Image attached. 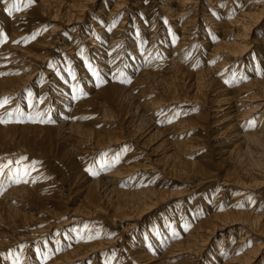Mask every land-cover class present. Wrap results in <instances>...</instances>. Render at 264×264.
Wrapping results in <instances>:
<instances>
[{
  "label": "bare ground",
  "instance_id": "1",
  "mask_svg": "<svg viewBox=\"0 0 264 264\" xmlns=\"http://www.w3.org/2000/svg\"><path fill=\"white\" fill-rule=\"evenodd\" d=\"M98 1L35 0L25 8L22 0L20 10L9 14L12 0H0V98H11L0 115L15 109L17 91L36 78L42 88L48 79L54 83V101L46 111H53L49 123L25 119L0 125V163L8 165L3 173L9 182L0 196L3 221L10 226L31 221L37 211L32 204L46 209L51 194L44 190L58 180H48L45 164L31 168V158L25 157L32 150L27 138L48 141L47 146L69 141L65 154L84 161L82 168L87 155L132 142L100 155L94 164L102 171L80 194L74 185L82 168L73 175V185L53 188L60 205L73 193L81 195L72 210L77 217L58 224L75 222L55 233L53 241H58L38 240L33 247L32 242L14 261L0 264H84L95 251L112 246L118 250L111 264L119 262L118 256L127 264H264V0H161L157 8L153 0H102L95 10ZM133 11L130 29L126 22ZM59 12L77 23L88 17L89 24L72 28L69 43L61 35L59 49L67 53L59 74L46 68L39 75L40 64L50 55L42 49L56 43L54 37L45 40L50 31L23 48L10 41L22 28L28 30ZM22 98L20 109L34 104ZM184 102L191 104V111L184 113V106L177 105ZM124 104L133 109L121 110ZM96 114L120 124L96 128ZM213 135L222 138L211 143L213 150L207 147L206 153L192 157ZM15 161L20 163L10 167ZM58 178L61 182L66 177ZM182 182L189 185L171 189ZM11 192L27 199L22 198L26 203L15 212L3 204ZM224 195L227 203L222 202ZM177 198H182L179 206L171 204L130 236L121 235L129 224L112 239L90 236L92 219L105 216L112 225L115 219L139 220L148 209ZM230 226L229 234L222 235ZM220 233L219 240L211 241ZM29 251L34 253L31 260ZM106 262V257L100 261Z\"/></svg>",
  "mask_w": 264,
  "mask_h": 264
},
{
  "label": "rangeland",
  "instance_id": "2",
  "mask_svg": "<svg viewBox=\"0 0 264 264\" xmlns=\"http://www.w3.org/2000/svg\"><path fill=\"white\" fill-rule=\"evenodd\" d=\"M35 1V0H34ZM102 0H99L98 1V4L96 5V9L95 10H98L100 8V2ZM26 2V0H25ZM160 2H163L161 0H153V8H157V4L160 3ZM11 4V3H10ZM9 6H7L8 8ZM133 8V7H132ZM135 9V7H134ZM237 9V8H236ZM234 9V15L235 13H237V10ZM132 11V10H131ZM8 12V11H7ZM59 16L58 17H55V18H45L44 21H41V22H38L37 24L35 25H32L33 27L31 28H28V30H26L25 28H22V30L20 31V33L16 36V38L13 40V41H10V36H9V33L6 34L5 38L7 41H10L12 42L11 45L13 46H17V47H25V46H29V44L34 41L35 39H37L38 37H43V35L46 34V32L50 31L45 37V40L49 41L51 39H55L56 43L54 44H50V45H46L43 49H42V52L41 53H45V52H48L50 53V55H48V57L44 60V62H42L40 64V68H39V71L37 72L39 75H43V70H47L49 69V71L53 72V73H58V71H60L61 67H63L64 63L66 62L65 61V54L67 53V51H65V49H59V44H61L63 41V39H61V35H62V38L64 37L65 39H68V43L71 42L70 40V35L68 36L67 34H72L70 33V30L74 27L77 28V25L78 24H83L84 26L89 24V18L86 17V18H83L81 20L80 23H77V22H74V20H67V18L65 17V15H63L62 12H59ZM133 13V14H132ZM134 13L135 11L131 12L129 15L130 17H128L127 19V22H126V26H128V28L130 29H133V23L135 21L134 19ZM68 17V16H67ZM64 18V19H63ZM202 18V13L201 11L198 13V19L201 20ZM62 20V21H61ZM119 18H116V25L119 23ZM220 20V19H219ZM68 22V24H67ZM59 25V26H58ZM164 24H162V27H159L157 29L158 33L160 32V30L164 29L163 28ZM24 29V30H23ZM23 32V33H22ZM72 32V31H71ZM66 34V35H65ZM35 35V39H31V37ZM73 35V34H72ZM78 37V36H77ZM9 39V40H8ZM6 41V42H7ZM77 41H72V43H76ZM254 45V44H253ZM51 46V47H50ZM78 48L79 49H82L81 47V43H79L78 45ZM45 49V50H44ZM53 49V50H52ZM123 49V47H122ZM125 49H128V47L126 46L124 48ZM205 53V51L203 52ZM207 54V52H206ZM200 55H204V54H200ZM198 56V59L201 58V56ZM207 55H205V58H206ZM236 64H237V61L236 63L233 64V68L236 67ZM55 65V66H54ZM54 66V67H53ZM43 68V69H42ZM47 68V69H46ZM52 69V70H51ZM56 69V70H55ZM54 70V71H53ZM39 75L37 77H39ZM52 75V74H51ZM50 74L48 75L49 77L51 76ZM45 76V75H44ZM46 76V77H48ZM79 79V78H78ZM44 80V79H42ZM46 86L42 88V84L39 85V82H38V79L36 78V80L30 85V86H27L26 88H23L21 89L20 91H17V95L15 96V98H18L17 102H16V107L18 106V104L20 105V101L23 100L22 97L25 98V96L27 98H31L33 101H34V104L35 107L34 108H31V109H26V106L25 108L21 109V111H23L25 113V116L27 115H30V114H34L36 112H42V113H46V116L44 117L45 121H49L50 118L52 117V112L53 111H49V113H47V109H48V105L49 104H52V102L54 101L53 99V96H51L52 94V89L53 86H54V83L53 81H50V79H48L46 82H45ZM41 87V89H40ZM39 89V90H38ZM36 90V91H34ZM38 90V91H37ZM41 90V91H40ZM22 91V92H21ZM19 94V95H18ZM29 94V95H28ZM38 96H37V95ZM22 95V96H21ZM50 95V97H48ZM40 96V98H39ZM46 96V97H45ZM48 97V98H47ZM52 98V100H51ZM41 99V100H40ZM46 99V101H45ZM11 101V100H10ZM9 101V102H10ZM44 105L41 109H39L40 107V104L41 102H44ZM49 102V103H48ZM47 104V105H46ZM125 106H123L121 110L125 111V110H128V109H133L132 107L129 106H126L127 104H124ZM179 106H184L183 108V111L184 113L185 112H189L192 110V106L191 104L189 103H179L177 104ZM192 105H195V104H192ZM28 106V105H27ZM179 106H175V109H177ZM191 106V107H190ZM15 107V108H16ZM124 107H127V108H124ZM130 107V108H129ZM190 107V108H189ZM187 108V109H186ZM189 108V109H188ZM2 107H0V113L2 112L1 111ZM39 109V111H38ZM133 111V110H131ZM163 111V110H162ZM162 111H161V114L159 115L161 118L162 117ZM28 112V113H27ZM34 112V113H33ZM177 112V110H176ZM174 113L175 116H177V113ZM97 115V114H96ZM132 115V114H131ZM128 116V114H127ZM130 116V115H129ZM96 119H99L97 122H94L95 123V127L97 128H102L103 126L105 127H109V126H117L119 125V121L118 119H112V121H109V122H105L103 120L105 119H102L101 116L97 115L96 116ZM114 120V121H113ZM39 120H37L36 122H38ZM35 122V123H36ZM5 123V122H4ZM2 123V124H4ZM16 123H19V122H16ZM45 124L46 123H49V122H44ZM113 123V124H112ZM0 123V125H2ZM214 136V135H213ZM214 139H210V144L209 143H206L205 146H202L200 149L197 150L196 152V155H192V157L194 156H197V155H202L204 152L206 153L207 151L205 150L207 147L210 148L211 150H213L212 148V145L211 143H213L214 141H219L221 140L222 138L220 137H212ZM33 140L35 141L33 143ZM31 139L30 141L28 140H25L26 141V145L30 146L29 148L32 149L31 150V153H30V150L25 153V157L29 156L31 158V168H34V164H45V167H47V177H48V180H53L54 177L55 179H58L60 180L58 177L61 175L63 177H66L64 178V181H52L50 183V185L46 186V189L44 191H50V198H49V201H48V205H47V208L46 209H39V207H37L34 203L32 204L34 206L35 209H37V211H34L33 212V219L29 222H23V221H19L18 224L16 225H12L10 226L7 222H5V220L3 221L2 219V216L1 213H0V263H2L3 261L5 263H7V261L9 260H13L15 259L16 256H20L19 252L21 249L25 248V247H29L31 245V243L33 242L32 244V247L34 245H36L37 243L39 244V241L41 240V242H44V241H49V243H55L56 241L59 240V238L56 240V241H53V238H54V235L55 233L59 232V233H62L64 232L65 230H67L69 227L71 226H74V223L75 222H69V223H66V224H63V225H58L61 221H66L67 219L71 220V219H74L73 217H77L76 215H73L72 213V210L73 208L76 206V204L78 202H80V196L79 195L85 188H86V185L88 186L90 183L91 180L97 178L98 174L100 173V171H102V169H100L99 167L97 168V166L95 164H97V161H99V159H101V156L103 154H105L106 152H108L109 150H113L115 148H110V149H101L100 151H98V153L92 155V156H88V159H87V162L86 164L83 166H80L82 165V163H84V161H81V160H78L76 159L74 156H70L69 153H66L65 154V145L69 143V141H56L54 142L52 145H49L47 146V142L48 141H45V140H40V139ZM62 142V143H61ZM68 142V143H66ZM156 142V141H155ZM31 143V144H30ZM42 143V144H41ZM64 143V144H63ZM129 143V145H132L131 141H124V145L122 144L123 147H118V149H115L116 152L117 150H123L126 146H129L127 145ZM134 143V142H133ZM158 144V143H157ZM32 145V146H31ZM156 145V144H155ZM53 146V148H52ZM1 147V145H0ZM8 147H12L11 145H9ZM48 147V148H47ZM204 148V149H202ZM63 149V150H62ZM35 150V151H34ZM108 150V151H107ZM210 150V152H211ZM32 151L34 152V155L32 153ZM37 154V155H36ZM124 154V153H123ZM123 154L121 157H123ZM214 154V153H213ZM5 155V154H4ZM68 155V156H67ZM77 155V154H76ZM75 155V156H76ZM101 155V156H100ZM1 156V154H0ZM78 156V155H77ZM214 158H217L218 155H213ZM69 157V158H68ZM70 159V160H69ZM81 159V158H80ZM194 159V158H193ZM16 160V159H14ZM95 160V161H94ZM81 161V162H80ZM94 161V162H93ZM95 163V164H94ZM0 164H3V163H0ZM115 163H112V166L114 165ZM47 165V166H46ZM71 165V166H70ZM99 165V164H98ZM10 167H14V164L13 162L9 165ZM33 166V167H32ZM80 166V167H78ZM36 167V165H35ZM79 168H82L83 170L79 169ZM92 168V169H91ZM74 170V171H73ZM79 170H81V176L82 177H86L85 180L80 176L78 177L77 181H75V188H80V190L77 192L79 193L77 195V193H73L72 196H71V199L67 200V201H63L62 205L63 206H67V210L64 209L62 210L63 208H61L62 205H60V197L58 196L59 194L55 193L53 191V188L55 189V187L57 185H61L63 186V189L65 187H67V182L70 183L71 185H73L74 183L72 181L73 179V175L75 173H77ZM4 169L2 170V173H3ZM95 172L96 174L93 175L92 173ZM0 173V196L4 193H6V190L9 188V182H6V174H2ZM68 173V174H67ZM102 173V172H101ZM72 174V175H71ZM17 175V178H18V174ZM15 175V176H16ZM56 175V176H55ZM76 175V174H75ZM74 175V176H75ZM84 175V176H83ZM88 175V176H87ZM58 176V177H57ZM72 176V177H71ZM4 177V178H3ZM46 177V178H47ZM71 179H70V178ZM135 177V175L131 178L133 179ZM82 178V179H81ZM154 178H156V176H154ZM20 179V178H18ZM66 179V181H65ZM81 179V180H80ZM79 180V181H78ZM83 180V181H82ZM155 180V179H154ZM6 182V183H5ZM55 182V183H54ZM63 182V183H62ZM83 182V183H82ZM86 182V183H84ZM2 183V184H1ZM59 183V184H58ZM66 183V184H64ZM78 183V185H77ZM54 184V185H53ZM63 184V185H62ZM80 184V186H79ZM82 184V185H81ZM188 183L186 182H182V183H177L176 186H174V188H171L173 190H181L183 189L185 186H188L187 185ZM77 185V187H76ZM65 186V187H64ZM8 187V188H6ZM49 187V188H48ZM6 189V190H5ZM48 189V190H47ZM51 189V190H50ZM73 191H75L74 189H72ZM16 193V194H15ZM14 194L11 192L10 194H8L7 197H4L2 199H4V206L5 208L10 209L11 211H16L18 210L20 207H23L22 204L26 203L25 199L21 193H18V192H15ZM15 195V196H14ZM20 195V197H19ZM194 194H192L190 197H192ZM11 196V197H10ZM17 196V198H16ZM77 196H78V200H77ZM76 197V198H75ZM6 198V199H5ZM16 198V199H15ZM25 199L24 201L22 200ZM76 200H75V199ZM15 199V200H14ZM181 199L182 198H177V199H173V200H169L170 202L169 203H161L160 205H157L153 208H150L148 209L144 214H143V219H134V218H130V219H125L123 220L122 222L118 221L117 219H115L113 221V225L112 223H108L109 218L105 217V216H101V218H95V219H92V228L90 229V236L93 238V239H112L116 236H118V234L122 232L123 229H125V227L129 224L130 227H126L128 229H126L121 235L122 236H130L131 234H134V232H137L139 231L146 222H149L150 220H152L155 216H157L158 214H161V212H164L166 211L171 204H175L179 206V203H181ZM229 200V197H227L226 195H224L223 199H222V202L224 203H227ZM6 201L11 202V203H7ZM19 201V202H18ZM72 201V202H71ZM14 205H13V204ZM29 203H32L31 200L28 201V204ZM72 203V204H71ZM209 203H211V201H209ZM65 204V205H64ZM169 204V206H168ZM9 205V206H8ZM17 205V206H16ZM7 206V207H6ZM15 206V207H14ZM17 207V208H16ZM19 207V208H18ZM49 208V209H48ZM61 210H60V209ZM180 209V208H179ZM6 210V209H5ZM51 210V211H50ZM55 210H59L58 212L55 211ZM71 213H70V211ZM60 211L62 213H60ZM67 211V212H66ZM56 212V213H55ZM65 212V213H64ZM150 212V213H149ZM65 214V215H64ZM59 215V216H58ZM62 215V216H61ZM72 216V218H71ZM58 219H57V218ZM100 217V216H99ZM102 218H107L106 220H102ZM142 218V217H141ZM134 219V220H133ZM52 220V221H51ZM136 220L138 221L136 223ZM17 221V222H18ZM54 221V222H53ZM5 222V223H4ZM47 222V223H46ZM4 224V225H3ZM53 224V226H52ZM49 225V228H46L44 229V227H47ZM56 225V226H55ZM104 227L105 228V231L104 233H101L100 230L101 228ZM231 228H233V226H230V227H227L226 230L222 231V235H228L229 234V231H231ZM12 229V230H11ZM16 229V230H15ZM122 229V230H121ZM40 230V232H39ZM121 230V231H120ZM44 231V232H43ZM97 231V232H96ZM107 231V232H106ZM227 233H226V232ZM35 232V233H34ZM39 232V233H38ZM42 232V234H41ZM28 233V234H27ZM33 233V234H32ZM221 233L216 235V236H213L211 238V241H217L221 238ZM20 234V235H18ZM26 234V235H25ZM32 234V235H30ZM119 234V235H120ZM14 235H16L15 237H22L24 239H21L20 241L16 238L15 240V237ZM18 235V236H17ZM32 236H34L35 238H42V239H34L32 238ZM39 236V237H38ZM44 236V237H42ZM233 237H236V235H232ZM30 238V239H29ZM216 238V239H215ZM218 238V239H217ZM4 239V240H3ZM46 239V240H45ZM52 239V240H51ZM39 240V241H38ZM13 242V243H12ZM25 243V244H24ZM37 244V245H38ZM36 245V246H37ZM32 247H30V250L32 249ZM110 248H102V250H97L95 251L93 254H91L88 259H85L84 261V264H101L100 261L106 257V264H111V262L114 260L115 254H117V250H118V247H115V246H112L111 249L109 250ZM107 250H109L108 252V255H105L104 253L107 252ZM124 252L126 254V250L124 249ZM111 255H110V254ZM50 254V253H48ZM128 254V253H127ZM126 254V255H127ZM26 255L28 256L27 259L31 260L33 257H34V253L32 251H29L26 253ZM96 255V260H94V256ZM104 255V257L102 256ZM115 255V256H114ZM100 257V258H99ZM102 258V259H101ZM110 258V259H109ZM27 260V261H29ZM99 260V261H97ZM118 261H116L115 264H123L126 260L124 259V257H121L119 259V256H118ZM95 262V263H94ZM123 262V263H122ZM128 262L126 261V264ZM78 264V262L76 263Z\"/></svg>",
  "mask_w": 264,
  "mask_h": 264
},
{
  "label": "snow or ice",
  "instance_id": "3",
  "mask_svg": "<svg viewBox=\"0 0 264 264\" xmlns=\"http://www.w3.org/2000/svg\"><path fill=\"white\" fill-rule=\"evenodd\" d=\"M22 0H12L10 6L6 9V11L9 12V14H11L14 11H18L20 10V5H21ZM34 2V0H26V2L24 3V7L27 8L28 6H30L32 3ZM114 26V25H113ZM0 37H3V34L0 33ZM31 39H35V35H33L31 37ZM74 78V77H73ZM103 81H101L102 83ZM227 83V81H226ZM11 98H0V107H4L9 103V100ZM35 105H28V108H34ZM46 116V113H42V112H36L34 114H30L27 117L25 116V113L23 111H21L20 107L17 106L14 110L12 111H8L5 115H0V123H4V122H11L13 120H16L17 122H23L25 119H29L32 122H36L37 120H39V122L44 123V122H50V121H45L44 117ZM171 122V121H169ZM24 158H21V160H23ZM13 163L19 164L20 161H15ZM8 165L5 164H0V173H2V170L7 167ZM111 164H106L104 165V167H111ZM93 175H95L96 173L93 172ZM19 182V181H17Z\"/></svg>",
  "mask_w": 264,
  "mask_h": 264
}]
</instances>
